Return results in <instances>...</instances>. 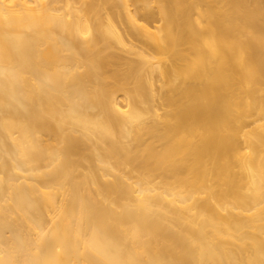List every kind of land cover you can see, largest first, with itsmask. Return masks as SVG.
<instances>
[{"label":"bare ground","instance_id":"1","mask_svg":"<svg viewBox=\"0 0 264 264\" xmlns=\"http://www.w3.org/2000/svg\"><path fill=\"white\" fill-rule=\"evenodd\" d=\"M0 264H264V0H0Z\"/></svg>","mask_w":264,"mask_h":264}]
</instances>
